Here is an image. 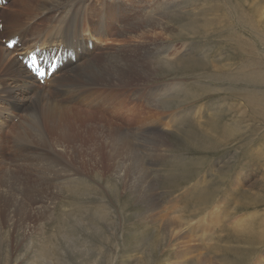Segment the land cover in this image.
Instances as JSON below:
<instances>
[{"label": "rangeland", "instance_id": "1", "mask_svg": "<svg viewBox=\"0 0 264 264\" xmlns=\"http://www.w3.org/2000/svg\"><path fill=\"white\" fill-rule=\"evenodd\" d=\"M122 1L126 7L119 0H92L95 12L81 4V37L94 42L92 49L85 44L81 60L97 54L103 63L106 52L121 61L142 56L146 73H128L126 87L114 81L115 94L126 103L94 113L103 121L92 123L95 118L78 109L77 120L68 110L62 126L48 119L50 139L67 147L66 166L77 173L36 156V165L28 167L10 161L13 176L42 200L0 202V264H205L195 261L196 244L205 251L200 256L221 264L225 258L228 264H255L264 254V0ZM109 5L114 29L90 34L87 12L98 17L100 10L110 12ZM7 6H0V14ZM69 13L76 24L80 14L76 8ZM22 52L12 55L20 60ZM35 84L50 88L37 79ZM89 125L95 128L88 131ZM10 127L0 126L9 144L17 138ZM122 136L136 150L128 156L117 148ZM235 180L240 186H233ZM218 204L237 211L215 228L209 222ZM240 216L254 222L247 232L235 231ZM253 231L260 235L247 239ZM210 244L215 249H207ZM182 245L190 254L184 262L177 255Z\"/></svg>", "mask_w": 264, "mask_h": 264}, {"label": "bare ground", "instance_id": "2", "mask_svg": "<svg viewBox=\"0 0 264 264\" xmlns=\"http://www.w3.org/2000/svg\"><path fill=\"white\" fill-rule=\"evenodd\" d=\"M60 1H61V3H59L58 5H53V4L48 5L47 0H9L8 6L0 14V18L3 19V21H2L3 28L2 29L0 28V42H1L2 38H8L7 39V41H8L12 37L17 36V37H19L20 43H21L20 47L18 46L19 50L32 49L38 45L39 41H41V43H43V44H45V43L48 44V47L52 45L51 43L49 44V42L54 41L55 43L57 42V47L63 46V48H68V45H70L69 43L71 42L72 45L73 44L78 45L77 47H79V49L81 50V52L78 53L77 52L78 50L76 49V52H75L76 53L75 54L76 62H73L72 60H68L67 63L62 68H60L55 74H53V76L51 77V79L49 81L51 84L53 83L52 85L51 84L49 85L50 88H46V87L39 88L38 87L39 85L37 86L36 85L37 83L35 84L36 77H34L31 74V72L26 68V66L22 63L21 60H19L17 57H14L12 55L13 52L18 50L17 47H15L14 49H9L6 45L4 47L0 43V126L1 127L11 126L10 127L11 132H15L17 135V138L16 139L14 138L13 142L11 144H9L7 137L5 139L3 138L5 135V131L4 130L2 131L0 128V155H1V158H0V175L1 174L6 175L4 177V179L1 178L2 181L0 183V202L8 201L11 198L12 199L15 198V201H16V198H19V199H24L25 201L29 200L30 202H33V203H34V201L42 200L41 198H38L35 191L33 192L30 190V187L27 185V183H25L22 179H20V178L18 179V177L13 176L15 173L13 171L14 169L12 170V168L9 164L10 161L16 162L17 164L19 163L21 167L22 166L28 167V166L34 164L31 162H35L34 161L35 159L33 158V156H36V157L43 158V160L46 162H51L52 164L55 163L57 166H62V168H66L73 173H77V170L71 169L68 166H66L67 165L66 164L67 158L65 155L67 152V147L64 146L62 143L61 144L59 142L55 143L50 139V137L48 135V130H47V128L49 126V124H48L49 120L48 119H51V121L53 122L52 123L53 127H55V125L56 126L57 125L62 126L63 121L66 119V116L69 113L68 110H70V112H73L70 117L74 118L75 120H77L76 117L77 118L79 117L78 115L82 114L83 116L87 115V116L95 118L92 122V123H95L94 121L96 120V118L98 116H96L94 113L98 112L99 109L103 108L105 105L112 104L113 102L119 103V104H125L126 103L125 98L121 97L120 93H119V95L115 94L114 81L117 80L121 84L123 83L122 86L126 87V82H129V81H127V79L130 76V75H128V73L132 74L135 72V70H139V72H141L140 73L141 76L143 75V73H146V72L142 73L143 68L145 69L144 64H142V63L140 64L141 60H145L144 57L142 59V56H140V58L136 57L134 60H132V59L130 60L129 56L128 57L126 56V59L121 61L120 58L115 59L116 55L114 53L111 54L109 52H106L107 54H105L103 52L104 53V55L102 57L103 63L100 62V59H99V57H97V54L92 55V56L90 54L88 56V58L81 60L82 50H84L85 44H87V43L89 44V42H87V43L84 42V38L81 37V33L79 31V28L82 24L81 21H83V19H81V15L83 16V12H85V10H83V7H85L84 5L87 4L89 6L88 2H92V0H86L88 2L77 1V0H58L57 2H60ZM119 1L122 2V6H124V7L127 6V5L125 6V2H123L122 0H119ZM102 2H104V0H102ZM177 2H179V1H177ZM105 3H107V2H105ZM81 4H84V5H81ZM91 4L93 5V3H91ZM157 5H158V7H161L160 5H162V3L159 2ZM175 6H176V3H175ZM177 7H179V6L177 5ZM73 8H76L78 13L80 14V19L74 25H73V22L71 20L72 14L69 13L70 11L73 10ZM88 8H89V10L95 12L94 6H89ZM108 9L110 10L111 13L109 11H105V14H104L100 10L99 12L101 14H98V17L95 15L98 18L97 22L95 20L94 14L87 12V14L89 16L88 17L89 21H90V23H92L90 25V30H92V32L90 34H92V35L95 34L97 31H99V28H103L102 30H106L107 33L109 30L114 29L113 28L114 14L112 13L111 5H109L107 7V10ZM153 10L155 11V9H153ZM172 10H173V8H172ZM124 11H127V9L125 8ZM153 15H154V13H153ZM147 16H149V15H147ZM27 17H29V19ZM84 17H86V15H84ZM123 17H124V14H123V16H120V19H123ZM126 17H124V19ZM152 17H154V16H152ZM149 18H150V16H149ZM149 20H151V19H149ZM50 26H52V28L54 29V32L52 34H51L50 30H48V27H50ZM135 31H136V29H135ZM136 32H138V31H136ZM44 36H48V37L47 38L45 37L46 38L45 40L41 39V37L43 38ZM145 41H147V40H145ZM53 47H54V45L51 46V48H53ZM157 49H158V47H157ZM87 50H89V48ZM139 50L141 51L142 49H139ZM148 50H149V48H148ZM161 51L159 52V54L161 53ZM126 52H128V51H126ZM155 53H156V51H155ZM92 54H94V53H92ZM157 54H156V56H157ZM139 55H141V54H139ZM148 60H150V59H148ZM144 62H146V64H147V61H144ZM152 62H153V60H152ZM149 64H150V62H149ZM149 64H147V65H149ZM151 66H149V67H151ZM149 67H147V68H149ZM154 68H156V67H154ZM136 72H138V71H136ZM58 73L61 74L60 77H58L56 75ZM100 85L106 86V87L101 90V89H99ZM123 89H125V88L124 87L120 88V92ZM97 92H99L100 94H98ZM122 93H124V91ZM118 98H121V99H118ZM99 99H101L102 102L97 101ZM122 100H124L125 102L122 103L121 102ZM76 109H78L80 111L79 112L80 114L75 112ZM91 111L93 113H91ZM20 115H21V118L17 122H14V118L19 117ZM98 118L101 119L100 117H98ZM76 126H78V125H76ZM110 126L111 127L113 126L112 128L115 129V132L117 131L118 133H121V130L118 129V126L113 125V124H110ZM67 127H69V126H67ZM93 127L94 126L89 125V126H86L85 128H87V130L89 131ZM70 128L74 129L71 126H70ZM151 131L154 134L156 132H158V131L154 132L153 130H151ZM81 132H82V130H81ZM67 135H68V133H67ZM67 135L65 133H62V136L66 137V138H68ZM155 136H157V135H155ZM69 137H70V135H69ZM125 137L126 136H122V137H120L121 139L117 140V145H118L117 148L121 154L126 156L130 151L134 152L136 150L133 149V147L131 148V146H132L131 142H130L131 139L129 140L128 138L126 139ZM147 141H145V142H147ZM138 145H140V144H138ZM145 145H147V144H145ZM133 146H135V145L133 144ZM154 147L155 146H153L152 148H154ZM93 149H96V147H94ZM53 153H55L57 156H54ZM77 153H78V149H76L73 152L74 155H77ZM38 154H39V156H38ZM34 165H36V163ZM54 168L55 167L52 165L51 169H54ZM233 186L234 187L240 186V180H235V184ZM262 194H264V193H262ZM262 196L264 197V195H262ZM220 202H219V204L222 205V200ZM224 202H225V200H224ZM219 204H218L219 209L217 208L218 211H215L213 213L214 217H213V219L210 217L211 220L209 222L210 225L214 224L215 228H216V225H218L220 222H222L223 219H225V216L232 215L233 213H235L237 211L236 208H234V210L231 209L232 211H230V212L228 210L226 211V209L222 210L221 206ZM152 205H153V207L155 205H156L155 207H157L158 202H153ZM224 205H225V203H224ZM148 206H151V205H148ZM9 207H10V209H12L11 206H9ZM12 207H14V206L12 205ZM153 207H150V209ZM157 209H158V207H157ZM37 213H40V212H37ZM165 213H163V214H165ZM30 214H32V213H30ZM251 214H253V213H251ZM242 218L243 217H241V216L238 218V220L236 222V226H235V228H236L235 231L240 230L243 232H247L249 229H251L254 222L250 221L248 223H245L246 221L243 220ZM255 219H254V221H255ZM242 220H243V222H242ZM178 226H180V224H178ZM179 230H180V228H179ZM262 233L264 234L263 231H261V235H262ZM254 235L259 236L260 234L258 231L246 233L247 239L254 236ZM183 240H182V242H183ZM180 243H181V241H180ZM215 246H216L215 244H213V245L210 244L207 249H211V248L215 249ZM185 248H186V246L183 247V245L181 247L177 248V255L183 256V260H182L183 262L185 261L184 258H186L187 255H190V254H187V250ZM193 252H199V256L195 257L197 259V260H195L197 263H198V261H200V262L203 261L202 263H205V264H221L220 262H217V260H215L216 258H212V256L211 257L200 256V254L203 255L204 254L203 252H205V251L201 250L200 246H197V244L195 245V251H193ZM249 252H251V251H249ZM194 256H195V254H194ZM193 257H191L190 259H192ZM258 258L259 259L255 262V264H264V254H262L261 257H258ZM237 260H238V258H237ZM228 262L230 263L229 259L227 258V260H226V258H225L224 263L228 264ZM237 262H239V261H237ZM180 263H182V262H180Z\"/></svg>", "mask_w": 264, "mask_h": 264}]
</instances>
